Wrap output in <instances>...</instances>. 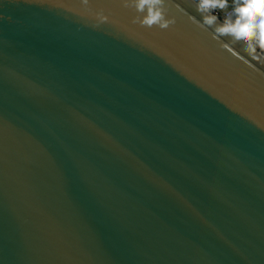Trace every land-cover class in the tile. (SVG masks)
<instances>
[{
	"label": "water",
	"instance_id": "water-1",
	"mask_svg": "<svg viewBox=\"0 0 264 264\" xmlns=\"http://www.w3.org/2000/svg\"><path fill=\"white\" fill-rule=\"evenodd\" d=\"M165 9L0 0V264H264V63Z\"/></svg>",
	"mask_w": 264,
	"mask_h": 264
},
{
	"label": "clouds",
	"instance_id": "clouds-1",
	"mask_svg": "<svg viewBox=\"0 0 264 264\" xmlns=\"http://www.w3.org/2000/svg\"><path fill=\"white\" fill-rule=\"evenodd\" d=\"M89 0H82L87 5ZM231 13L223 20L215 14L216 9H225L229 0H197L196 10L200 13L201 24L211 29L217 37H231L245 41L246 48L254 52L259 46L264 49V0H232ZM125 6L135 9L138 21L149 28L157 26L168 29L175 20L169 18L165 0H124Z\"/></svg>",
	"mask_w": 264,
	"mask_h": 264
},
{
	"label": "built area",
	"instance_id": "built-area-1",
	"mask_svg": "<svg viewBox=\"0 0 264 264\" xmlns=\"http://www.w3.org/2000/svg\"><path fill=\"white\" fill-rule=\"evenodd\" d=\"M192 1L195 5L197 4V0H192ZM232 8H233V4H229V6L223 10L216 9L215 14L218 15L222 21L225 15H228L229 13H231ZM255 52L264 60V49H261L259 46H257L255 48Z\"/></svg>",
	"mask_w": 264,
	"mask_h": 264
},
{
	"label": "bare ground",
	"instance_id": "bare-ground-1",
	"mask_svg": "<svg viewBox=\"0 0 264 264\" xmlns=\"http://www.w3.org/2000/svg\"><path fill=\"white\" fill-rule=\"evenodd\" d=\"M186 1H188L191 5H193L196 8V6L190 0H186ZM238 42L246 48V43L244 41H238ZM251 53L264 63V60L255 51Z\"/></svg>",
	"mask_w": 264,
	"mask_h": 264
},
{
	"label": "crops",
	"instance_id": "crops-1",
	"mask_svg": "<svg viewBox=\"0 0 264 264\" xmlns=\"http://www.w3.org/2000/svg\"><path fill=\"white\" fill-rule=\"evenodd\" d=\"M229 4H233L232 0H229ZM218 10H221V9H218Z\"/></svg>",
	"mask_w": 264,
	"mask_h": 264
}]
</instances>
